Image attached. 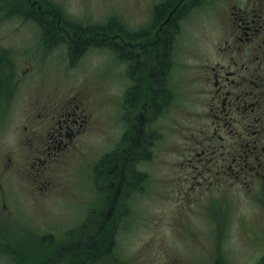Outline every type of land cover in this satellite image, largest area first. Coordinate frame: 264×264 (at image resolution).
<instances>
[{"label":"rangeland","instance_id":"374dc122","mask_svg":"<svg viewBox=\"0 0 264 264\" xmlns=\"http://www.w3.org/2000/svg\"><path fill=\"white\" fill-rule=\"evenodd\" d=\"M31 1L0 0V172L10 157L19 166L30 161L28 151L18 146L29 113L71 100L82 101L90 117L87 132L51 168L48 176L55 189L47 200L28 195L26 179L10 173L13 179L8 180L7 191L15 192L11 195L18 209L30 210L38 219V234L56 230L60 246H73L70 256L96 234L106 233L112 219L130 204L131 213L137 215L129 227L120 228V251L96 264H207L221 259L258 264L264 257V188L235 181L207 184L196 177L189 163L198 165L195 154L200 146L192 142L200 128L191 114V97L182 93L178 109L173 107L169 119H163L164 128L152 140L148 160L140 159L142 146L136 145L131 153L123 150L124 144H131L128 138L122 140L123 113L118 120L123 88L115 81V53L90 46L73 54L66 42L52 41L35 19L28 18V12L41 15L30 9ZM55 1L68 19L95 26L116 15L129 29L139 31L162 0ZM226 2L211 0L184 18L175 49V76L178 72L180 80L198 79L199 65L218 42L216 26L220 29L226 20ZM135 129L136 142L138 124ZM133 167L148 171L150 177L143 191L128 200ZM16 242L0 240L14 249L19 246ZM55 249L49 242H37L30 264H42ZM0 258V264H22L26 257L0 254ZM66 258H55V263L67 264Z\"/></svg>","mask_w":264,"mask_h":264},{"label":"flooded vegetation","instance_id":"af4514ba","mask_svg":"<svg viewBox=\"0 0 264 264\" xmlns=\"http://www.w3.org/2000/svg\"><path fill=\"white\" fill-rule=\"evenodd\" d=\"M42 1H31V9L46 17V20L54 18L56 6L61 9V12L55 13V29L58 31L55 38L49 36L52 41H64L72 50L76 30H82L79 39L81 51L90 46H102L115 53V81L123 88L118 120L122 116L119 113H123V126H126L122 140L128 138L131 144H124L123 150L127 148L126 151L129 149L131 153L136 145L142 146L144 155L140 159L148 160L152 140L161 135L163 119H169L173 107L178 109L177 106L184 100L183 93L191 97L194 104L191 114L200 128L192 142L193 146H200L195 154L199 157L198 165L189 163L198 174L196 177H202L207 184L235 181L245 187L255 184L264 188V0H227L226 20L220 29L219 24L216 26L220 33L217 35L218 42L199 65L198 79L192 81L180 80L178 72L175 76V49L186 15L190 14L191 9L211 0L194 3L192 0L185 3L184 0H177L155 23L152 10L151 19L139 31L129 29L116 15L95 26L81 22L78 29L69 27L61 22L62 12L66 18L67 14L59 2L49 0L51 4L47 2V5ZM28 14V18H34L30 12ZM176 16L178 27L172 37L169 60L157 70L154 68L157 49L168 22ZM111 18H116L115 25L105 30L103 25ZM209 22L213 24L211 18ZM40 27L48 33L42 25ZM51 33L55 34L54 31ZM188 87H192L189 92ZM89 123L90 117L82 101L70 100L54 109L41 107L27 115L18 146L28 151L30 161L19 166L10 157V162L0 172V226L3 227L0 229V240L17 241L19 246L14 249L10 243L6 246L0 244V254H12L15 258L23 255L26 258H21L22 264H30L36 256L37 242H49L56 252H50L42 264H56L55 258L60 260L62 256H67V264H96L120 251L122 246L115 250V240L121 236L120 228L129 227L136 218L137 214L131 213L132 205L117 213L116 223L113 218L106 233L91 237L82 250L68 256L73 246H60L61 237L56 230L38 234V219L30 215V210H25L26 213L23 207L18 209L11 195L14 196L15 192L7 191L8 180L13 179L10 173L13 172L30 184L28 195L42 200L52 196L55 188L48 176L51 168L87 132ZM137 124L138 137L135 142L136 136L132 132ZM131 173L134 186L132 192H128V200L143 191L144 183L150 177L148 171L139 168L133 167ZM10 201L15 208L11 207ZM7 215L12 217L10 221ZM31 247H34L32 253L29 252ZM21 248L26 250L21 252ZM58 248H62V251L60 249L58 252ZM261 262L264 263V257L258 264Z\"/></svg>","mask_w":264,"mask_h":264},{"label":"trees","instance_id":"16d2710c","mask_svg":"<svg viewBox=\"0 0 264 264\" xmlns=\"http://www.w3.org/2000/svg\"><path fill=\"white\" fill-rule=\"evenodd\" d=\"M44 3L47 4V2L49 4H51V2L49 0H43ZM42 1V2H43ZM177 0H162L161 2L157 3L154 5V18H153V23L155 22H158L160 16L165 12V11H169L174 3L176 2ZM186 0H184V3H185ZM201 2V1H204V0H192V3L194 2ZM48 5V4H47ZM33 8V7H31ZM30 8V9H31ZM56 11H60L61 12V9H59L57 6L54 10V18L52 20H46V17H44L43 15H40V16H34L33 15V19H35L40 25L43 26V28L48 32L47 34L50 36L52 35V38L54 36V38L56 37V30L55 29V25H56ZM181 12H179V15H180ZM62 18H61V22L66 25V26H71V27H76L77 26H80V23L79 21H76V20H70L68 18H66V16L64 15V12H62ZM114 20L116 22V18H111L110 21L108 23H106L104 27L105 30H108L109 26H113L115 25L114 23ZM45 21V22H44ZM178 16L176 17H173L170 19V21L168 22L167 24V28L165 29V32L163 33V39H162V42L159 44V47L157 49L158 53H157V63H155V66L154 68L155 69H160L161 66H163L168 60H169V57H170V46H171V42H172V37L174 36V32L175 30L177 29L178 27ZM108 26V27H107ZM78 29V28H77ZM54 31L55 34H52L51 32ZM58 31V30H57ZM77 32L75 33V37L73 39L74 41V47H72V53L75 54V55H78V53L82 50V46H81V43L79 44V39H80V34L82 33V30H76ZM51 38V40H52ZM60 38V37H59ZM118 240H115V250L118 249ZM105 247H103L104 249ZM218 261V260H217ZM207 264H229L227 263L225 260H222L221 261H218V262H209ZM260 264H264V263H260Z\"/></svg>","mask_w":264,"mask_h":264}]
</instances>
